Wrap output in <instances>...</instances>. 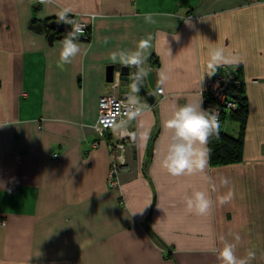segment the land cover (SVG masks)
<instances>
[{
    "label": "crops",
    "instance_id": "obj_1",
    "mask_svg": "<svg viewBox=\"0 0 264 264\" xmlns=\"http://www.w3.org/2000/svg\"><path fill=\"white\" fill-rule=\"evenodd\" d=\"M65 8L89 38L62 65L63 39L55 34L49 45L47 37ZM38 24L37 33L30 27ZM149 36L142 86L153 106L106 82L107 67H125L111 53L134 52ZM220 47L229 62L219 68L236 67L244 83L242 157L172 176L160 163L166 121L199 100ZM109 95L135 96L142 114L100 137L98 101ZM231 122L221 129L236 137ZM124 130L135 139L112 189L107 145ZM204 190L213 207L199 216L185 197ZM233 234L238 256L251 249L250 264H264V0H0V264H222L221 237L236 243Z\"/></svg>",
    "mask_w": 264,
    "mask_h": 264
},
{
    "label": "clouds",
    "instance_id": "obj_2",
    "mask_svg": "<svg viewBox=\"0 0 264 264\" xmlns=\"http://www.w3.org/2000/svg\"><path fill=\"white\" fill-rule=\"evenodd\" d=\"M46 3L47 0H41ZM71 12L70 8H65L59 13V19L68 24H73L74 21L69 19L68 14ZM146 23L154 24L156 20L152 13H146L144 16ZM186 24L190 25V21L186 20ZM83 28L76 25L61 41V50L59 53V61L62 65L72 63L74 57L81 52L79 37L82 36ZM174 39L178 40L175 36ZM151 47V37L143 38L138 42L137 50L134 52L128 51H114L111 53L113 62L119 60L125 66H131L136 69L134 73V82L132 83V91L136 93L139 91L143 79L148 75L143 65L147 59L146 52ZM169 51V50H168ZM170 54V53H169ZM229 60L225 55V50L220 48H213L210 53V60L207 64L209 70L208 75L211 76L216 73L217 69ZM132 105L138 103L135 96L129 98ZM143 106L135 108L129 113V118H135L142 114ZM218 113L213 109H204L202 107V97L196 102L185 103L179 106L173 112L171 118L166 121V128L170 131L168 137V144L166 153L161 160V167L164 168L168 174L179 176H192L197 173H203L209 162V152L206 147L209 137L219 135V119ZM119 127V125H117ZM133 135L134 138V134ZM205 180L212 184L211 177L205 176ZM227 177L221 178L223 185L229 184ZM234 196L232 191H229L226 196L220 197V203H226ZM187 207L194 211L199 216L210 215L213 207L208 192L195 191L191 196L185 197ZM234 242H229L227 239L221 237L222 248L219 250V258L222 264H250L256 258L254 250H248L246 255L240 257L236 254L237 243L240 240L238 234H233Z\"/></svg>",
    "mask_w": 264,
    "mask_h": 264
},
{
    "label": "built area",
    "instance_id": "obj_3",
    "mask_svg": "<svg viewBox=\"0 0 264 264\" xmlns=\"http://www.w3.org/2000/svg\"><path fill=\"white\" fill-rule=\"evenodd\" d=\"M74 23L72 28L79 25L83 28V35L80 36L84 42L88 41L89 30L88 25L80 20L73 19ZM238 69L236 67H230L224 69V72H217L214 74L212 80L207 82L204 90L201 92V96L204 103V109H213L217 112L218 119L222 112H233L237 109V103L228 97L224 91V88H233L241 86L238 76ZM119 73H114V82L112 83L113 90H116L119 85ZM256 83V82H255ZM158 94H162L161 90L157 91ZM139 107L137 104L132 105L130 99L121 100L115 95L104 96L98 101V111L96 124L93 126L94 132L102 137L108 133L113 127L121 125L132 119L129 118V113ZM130 130H124L120 134L118 141L108 143V153L110 158V166L107 176V185L112 189H116L119 186V172L121 168H124L125 164V143L132 144L135 136ZM127 144V145H128Z\"/></svg>",
    "mask_w": 264,
    "mask_h": 264
},
{
    "label": "trees",
    "instance_id": "obj_4",
    "mask_svg": "<svg viewBox=\"0 0 264 264\" xmlns=\"http://www.w3.org/2000/svg\"><path fill=\"white\" fill-rule=\"evenodd\" d=\"M68 17L73 21L72 17L70 16ZM57 21L64 22L61 21L59 18L57 19ZM69 25L71 31L73 29L72 24ZM67 34H64L62 39H64ZM58 37H60V35H58ZM78 39L84 42L81 37H79ZM237 76L240 82H242L243 80L240 79L238 74ZM243 86L244 84H242L241 86L239 85V87L229 88L230 90H232L233 95H237L239 97L238 101H236L237 109L229 113L222 112L219 119V135L218 136L213 135L209 137L207 146L209 152V164L211 167L233 164L240 161L242 157L243 137L247 122V107H246L245 98H243V90H242ZM230 120L238 123L239 133L236 137H232L226 134L221 129V125L224 124L226 121H230Z\"/></svg>",
    "mask_w": 264,
    "mask_h": 264
},
{
    "label": "water",
    "instance_id": "obj_5",
    "mask_svg": "<svg viewBox=\"0 0 264 264\" xmlns=\"http://www.w3.org/2000/svg\"><path fill=\"white\" fill-rule=\"evenodd\" d=\"M32 30L36 31L37 33L41 29V25L31 26ZM49 29L53 32L48 35L47 42L49 45L52 44L54 40V35L59 34L60 38L63 37L64 34L69 33L70 31V25L67 23L59 22V21H53L49 24ZM119 73V84L123 87L130 88L132 83L134 82V73L136 72V69L134 67H120L119 69H115L113 66H109L106 68V82L112 84L114 82V73ZM132 73V75L130 74ZM225 93L228 97H230L233 100L238 101L239 97L237 95H233L232 90L229 88H224ZM149 106H153L154 104V98L153 96L144 90L142 84L140 85L139 91L137 92ZM121 100H126L127 97H120Z\"/></svg>",
    "mask_w": 264,
    "mask_h": 264
},
{
    "label": "rangeland",
    "instance_id": "obj_6",
    "mask_svg": "<svg viewBox=\"0 0 264 264\" xmlns=\"http://www.w3.org/2000/svg\"><path fill=\"white\" fill-rule=\"evenodd\" d=\"M224 69H229L228 67H224V68H218L217 69V71H216V73L217 72H219V71H221V72H224ZM213 76H214V74H213ZM213 78V77H212ZM212 78L211 79H209V81L208 82H210L211 80H212ZM207 84V83H206ZM206 86V85H205ZM228 88V87H227ZM227 95V94H226ZM203 100V99H202ZM233 100V99H232ZM233 101H235L236 102V100H233ZM237 103V102H236ZM203 105H204V103H203ZM219 119H220V117H219ZM231 124V125H230ZM229 125H228V129L230 130V131H232V129L233 128H237V124L236 123H234V122H231ZM233 125V126H232ZM233 127V128H232ZM234 132H236V130L234 131Z\"/></svg>",
    "mask_w": 264,
    "mask_h": 264
}]
</instances>
